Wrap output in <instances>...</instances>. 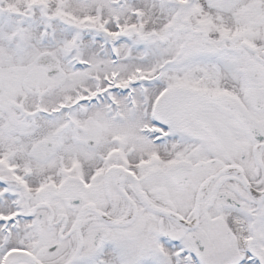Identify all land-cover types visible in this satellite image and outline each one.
<instances>
[{
    "label": "snow or ice",
    "instance_id": "6c2138e0",
    "mask_svg": "<svg viewBox=\"0 0 264 264\" xmlns=\"http://www.w3.org/2000/svg\"><path fill=\"white\" fill-rule=\"evenodd\" d=\"M0 264H264V0H0Z\"/></svg>",
    "mask_w": 264,
    "mask_h": 264
}]
</instances>
